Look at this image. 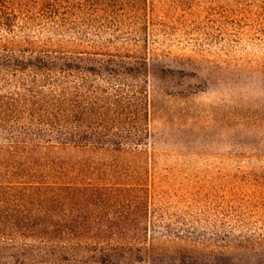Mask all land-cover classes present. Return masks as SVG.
I'll list each match as a JSON object with an SVG mask.
<instances>
[{
	"label": "trees",
	"instance_id": "1",
	"mask_svg": "<svg viewBox=\"0 0 264 264\" xmlns=\"http://www.w3.org/2000/svg\"><path fill=\"white\" fill-rule=\"evenodd\" d=\"M190 1L191 21H217L228 1L241 9ZM244 1L263 23L253 40L264 39V0ZM178 10L177 0H0V264H142L157 237L264 247V222L250 218L260 206L241 192L264 185V160L249 181L223 159L214 170L169 157L152 137L151 65L210 51H172L160 26ZM209 216L231 232L208 231Z\"/></svg>",
	"mask_w": 264,
	"mask_h": 264
},
{
	"label": "rangeland",
	"instance_id": "2",
	"mask_svg": "<svg viewBox=\"0 0 264 264\" xmlns=\"http://www.w3.org/2000/svg\"><path fill=\"white\" fill-rule=\"evenodd\" d=\"M177 1L179 12L163 15L161 22L160 27L168 32L166 43L178 55L183 47L189 51L192 44L210 51L199 56L168 55L151 65L149 126L155 145L169 157L211 161L214 170L219 159L226 160L234 165L231 171L251 181L256 160H264V39L252 37V29L262 28L263 23L252 20L248 1H240L241 9L228 1L234 4L231 9L219 12L217 21L209 13L212 21L206 18L204 22L190 16L191 21L188 15L186 19L181 10L186 0ZM222 45L224 54H217ZM253 189L251 193L241 191L242 202L260 206L251 208L250 218L264 222V185ZM209 218L213 227L208 231L221 236L231 232L213 216ZM153 240L142 264H264L261 245Z\"/></svg>",
	"mask_w": 264,
	"mask_h": 264
}]
</instances>
